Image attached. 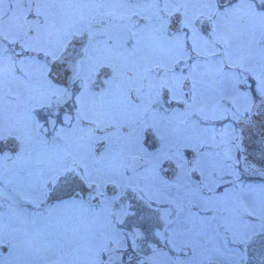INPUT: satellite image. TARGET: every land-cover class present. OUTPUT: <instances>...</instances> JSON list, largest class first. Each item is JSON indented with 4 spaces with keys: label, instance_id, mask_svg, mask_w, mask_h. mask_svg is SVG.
Listing matches in <instances>:
<instances>
[{
    "label": "flooded vegetation",
    "instance_id": "af4514ba",
    "mask_svg": "<svg viewBox=\"0 0 264 264\" xmlns=\"http://www.w3.org/2000/svg\"><path fill=\"white\" fill-rule=\"evenodd\" d=\"M0 1V264H246L264 0H53L48 34L9 16L50 0Z\"/></svg>",
    "mask_w": 264,
    "mask_h": 264
},
{
    "label": "water",
    "instance_id": "95a60500",
    "mask_svg": "<svg viewBox=\"0 0 264 264\" xmlns=\"http://www.w3.org/2000/svg\"><path fill=\"white\" fill-rule=\"evenodd\" d=\"M55 63V64H54ZM58 62H53L51 65L50 76L57 75ZM78 63L76 65V72ZM75 74V73H74ZM245 133V131H244ZM253 138L257 139L258 149H253V161L259 166L264 167V103L259 104L253 112ZM256 136V137H255ZM249 139V136L247 137ZM245 141V137H243ZM83 187V182L76 176L74 172L67 170L53 185L51 198L60 199L68 196L69 191L80 189ZM248 261L247 264H264V230L260 234L254 236L247 246Z\"/></svg>",
    "mask_w": 264,
    "mask_h": 264
},
{
    "label": "rangeland",
    "instance_id": "374dc122",
    "mask_svg": "<svg viewBox=\"0 0 264 264\" xmlns=\"http://www.w3.org/2000/svg\"><path fill=\"white\" fill-rule=\"evenodd\" d=\"M6 7H7L6 4L2 3L0 1V16L3 15L7 11ZM37 12H40L45 16V23H43V24L40 23V19H39ZM9 18L12 22V28L16 27L15 29H18V28L22 27L24 29V32H25V30L29 31V30L33 29V28L31 29L29 27H25V25L23 24V23L27 22V19H29V18H30L29 21H31V23H32V25H34V27L40 25L39 28L37 29L38 32L43 31V32H46L47 34L53 33L54 30L56 29V26H57V24L55 22V3L53 2V0H50L49 2H44L41 5H32V3H28L27 9H24L20 15L16 14V12H15L13 14H10ZM47 34L45 36L44 42H42L43 41L42 33L39 35L40 41H36L37 47H32L31 45H29V47H28V43H27L26 48L27 49L28 48L29 49L38 48L39 46L42 45V49H43L45 54H46V49H47V51L52 53L53 52V44H48V45H50V46H48L45 43L46 40L49 39V37H50V36L47 37ZM31 70H32V73H30V76L32 74L35 75V79H33V81L40 80L41 83L43 84L44 80L41 79L42 70L40 69L39 73H38V71H37V73H35V70L33 72V69H31ZM3 75H6V73H3Z\"/></svg>",
    "mask_w": 264,
    "mask_h": 264
}]
</instances>
